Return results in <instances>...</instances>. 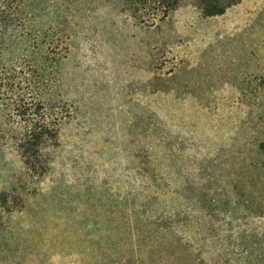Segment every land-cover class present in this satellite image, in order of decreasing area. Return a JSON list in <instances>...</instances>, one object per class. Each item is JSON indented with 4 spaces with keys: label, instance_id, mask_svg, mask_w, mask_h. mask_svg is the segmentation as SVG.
<instances>
[{
    "label": "rangeland",
    "instance_id": "obj_1",
    "mask_svg": "<svg viewBox=\"0 0 264 264\" xmlns=\"http://www.w3.org/2000/svg\"><path fill=\"white\" fill-rule=\"evenodd\" d=\"M222 5L0 0V264H264V0Z\"/></svg>",
    "mask_w": 264,
    "mask_h": 264
},
{
    "label": "trees",
    "instance_id": "obj_2",
    "mask_svg": "<svg viewBox=\"0 0 264 264\" xmlns=\"http://www.w3.org/2000/svg\"><path fill=\"white\" fill-rule=\"evenodd\" d=\"M203 4L204 12L206 15H216L223 13L226 9L225 5H222V0H200ZM157 5L155 8H163V12H168L169 9L173 8L178 0H153ZM168 5V6H165ZM30 106V107H29ZM28 114V116H27ZM24 120L27 123V129L24 134L19 138V147L22 154L26 157L35 145H38V140L43 137H47L53 133V128L47 122V114H41L40 112H34L31 105H25L22 112ZM35 115L38 117L36 119ZM40 116V118H39ZM27 158V157H26Z\"/></svg>",
    "mask_w": 264,
    "mask_h": 264
}]
</instances>
